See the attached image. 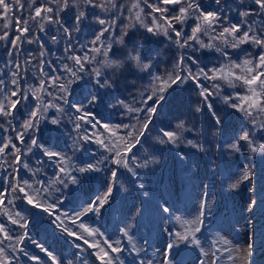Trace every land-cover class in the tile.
<instances>
[{
  "label": "trees",
  "instance_id": "obj_1",
  "mask_svg": "<svg viewBox=\"0 0 264 264\" xmlns=\"http://www.w3.org/2000/svg\"><path fill=\"white\" fill-rule=\"evenodd\" d=\"M170 233L264 264V0H0V264H168Z\"/></svg>",
  "mask_w": 264,
  "mask_h": 264
},
{
  "label": "rangeland",
  "instance_id": "obj_2",
  "mask_svg": "<svg viewBox=\"0 0 264 264\" xmlns=\"http://www.w3.org/2000/svg\"><path fill=\"white\" fill-rule=\"evenodd\" d=\"M258 84H259L258 78H253V90L248 95V97H249V99H250V101H251V103L255 109L259 108V103H260V93L261 92H259L260 90H259ZM248 245L249 244H247V242L246 243L240 242V243H237L235 246L234 253L235 254L237 253V257H238L237 261L239 260L241 262L240 264H244V261L246 264L247 259L249 260V258L247 257V252L250 251ZM230 258L232 260H234L233 255H230ZM208 259H209L208 264L214 263V260L212 259V257L210 255L208 256Z\"/></svg>",
  "mask_w": 264,
  "mask_h": 264
}]
</instances>
